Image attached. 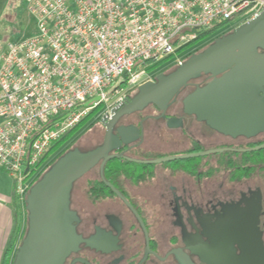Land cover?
Wrapping results in <instances>:
<instances>
[{"label": "flooded vegetation", "instance_id": "flooded-vegetation-1", "mask_svg": "<svg viewBox=\"0 0 264 264\" xmlns=\"http://www.w3.org/2000/svg\"><path fill=\"white\" fill-rule=\"evenodd\" d=\"M213 78L201 72L190 79L165 109L149 102L121 113L137 89L115 105L113 134L133 125L139 137L128 144L116 139L108 153L120 156L106 159L102 171L100 159L74 181L70 210L81 240L60 264H182L179 255L190 264H221L208 248L212 240L225 255L222 243L251 229L264 261V146L256 148L264 145V129L227 134L225 125L209 120L208 101L197 89ZM96 122L98 136L87 148L64 153L102 145L106 128ZM164 156L179 158L138 162ZM230 248L236 258L247 252L242 242Z\"/></svg>", "mask_w": 264, "mask_h": 264}, {"label": "built area", "instance_id": "built-area-1", "mask_svg": "<svg viewBox=\"0 0 264 264\" xmlns=\"http://www.w3.org/2000/svg\"><path fill=\"white\" fill-rule=\"evenodd\" d=\"M263 7L264 0H29L33 32L8 42L0 57V172L11 175L16 198L24 201L52 157L36 165L67 130L101 105L94 119L109 117L130 91Z\"/></svg>", "mask_w": 264, "mask_h": 264}, {"label": "water", "instance_id": "water-1", "mask_svg": "<svg viewBox=\"0 0 264 264\" xmlns=\"http://www.w3.org/2000/svg\"><path fill=\"white\" fill-rule=\"evenodd\" d=\"M201 72H210L214 76L197 89L208 101L207 112L212 113L209 120L225 125L222 128L227 134L250 126L256 127V130L264 129V7L258 15L231 32L214 38L172 70L159 73L154 81L139 85L136 94L124 104L120 112L140 109L149 102L165 109L176 93ZM221 72L224 73L217 76ZM111 114V119L106 120V116L102 119L106 128L102 145L87 151L69 150L63 153L29 187L24 199L28 226L15 251L13 264H60L70 250L77 248L81 238L76 234L73 224L76 217L70 210V193L74 181L100 159L102 171L106 159L120 156L108 153L116 139L128 144L139 137V128L133 125L118 126L116 137L112 132L119 114L116 107L111 109ZM171 126H178V123H169ZM187 156L190 155L179 157ZM179 157L164 156L138 162L158 163ZM251 232L235 234L236 239L222 243L225 255L217 248L220 244L216 239L212 240L208 248L218 256L216 261L221 264H264L260 260L263 254L258 252L260 243ZM233 241L247 246L243 256L236 258L233 254L230 248ZM178 257L182 264H190L181 255Z\"/></svg>", "mask_w": 264, "mask_h": 264}, {"label": "rangeland", "instance_id": "rangeland-1", "mask_svg": "<svg viewBox=\"0 0 264 264\" xmlns=\"http://www.w3.org/2000/svg\"><path fill=\"white\" fill-rule=\"evenodd\" d=\"M29 0H0V57L4 53L8 42H17L28 36L33 32L32 17L28 11ZM228 23H224L219 29H227ZM234 29V28H233ZM223 31V30H221ZM107 92V91H106ZM108 95L109 92H107ZM104 105L99 106L87 118L85 123L78 130V133L83 131L87 125H90L79 138L73 142L68 148L73 149L79 147L85 149L97 138V125L95 116L103 109ZM93 121L92 124H90ZM96 124H95V122ZM32 174L27 175L24 179V184L32 179ZM4 181L9 182L13 187V181L6 177ZM18 212L20 208L17 206ZM23 215L25 216V206L23 205ZM27 230V229H26Z\"/></svg>", "mask_w": 264, "mask_h": 264}, {"label": "trees", "instance_id": "trees-1", "mask_svg": "<svg viewBox=\"0 0 264 264\" xmlns=\"http://www.w3.org/2000/svg\"><path fill=\"white\" fill-rule=\"evenodd\" d=\"M211 33H212V30L201 32L199 34V36L192 42V44L198 43L200 41H203L204 39L209 37V35H211ZM212 40L213 39H210V40L204 41L203 43L200 42V45L196 49H194L191 53L186 55L185 59H187L191 54L202 50ZM93 112L94 111H92L85 118H83L79 123H77L74 127H72L69 130H67L63 135H61L58 139H56L55 141H53L51 143V146H50L49 150L46 152V154L40 160V162L36 165V167L40 166L43 161H45V160H47V159H49L51 157L52 158L45 165V167H43L42 171L40 173H38L37 178H35L34 181H32V184L49 168V166L59 156H61L64 153L65 149L68 148L73 142H75L79 138L81 133L84 132L90 126V125H87L85 127V129H83V131L78 133V130L81 128V126L85 123L87 118ZM92 123H93V121L90 124H92ZM23 205L25 206V216L23 217V223L21 222L20 213L17 212V210H16L15 214H14L15 219H14V224H13V232H12V234H11V236H10V238H9V240H8L4 250H3L0 264H13V260H14V257H15V251L17 250V246L21 243L22 239L24 238V236L26 234V229H27V226H28V223H27L28 213H27V210H26V202H25V200L23 201ZM21 228H22V232H20ZM19 232H20V235H19V238H18V243H17L16 246H14L15 242L17 240Z\"/></svg>", "mask_w": 264, "mask_h": 264}, {"label": "crops", "instance_id": "crops-1", "mask_svg": "<svg viewBox=\"0 0 264 264\" xmlns=\"http://www.w3.org/2000/svg\"><path fill=\"white\" fill-rule=\"evenodd\" d=\"M6 177H9L12 181V177L5 171L0 172V261L2 257L3 250L13 232V224L15 219V211L17 206L20 208L21 222L23 223V202L18 200L14 194V185L9 182L4 181ZM14 184V183H13ZM18 212V210H17ZM23 227V226H22ZM22 232V228L21 231ZM18 233L15 245L18 243V238L20 235Z\"/></svg>", "mask_w": 264, "mask_h": 264}]
</instances>
